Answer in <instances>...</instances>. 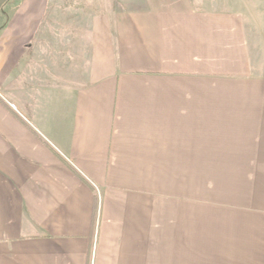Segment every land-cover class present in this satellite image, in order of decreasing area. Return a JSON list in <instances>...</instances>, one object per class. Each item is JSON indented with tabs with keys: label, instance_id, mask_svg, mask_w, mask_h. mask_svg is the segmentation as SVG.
<instances>
[{
	"label": "crops",
	"instance_id": "crops-1",
	"mask_svg": "<svg viewBox=\"0 0 264 264\" xmlns=\"http://www.w3.org/2000/svg\"><path fill=\"white\" fill-rule=\"evenodd\" d=\"M14 1L0 264H264L262 10L110 0L67 35Z\"/></svg>",
	"mask_w": 264,
	"mask_h": 264
},
{
	"label": "rangeland",
	"instance_id": "rangeland-1",
	"mask_svg": "<svg viewBox=\"0 0 264 264\" xmlns=\"http://www.w3.org/2000/svg\"><path fill=\"white\" fill-rule=\"evenodd\" d=\"M47 12L49 15L45 17L43 21V26L47 28H54L59 30H64L65 34L72 35L76 32V29L79 27H84L88 18L92 17L94 14L99 12L104 6L105 3L110 2V0H47ZM200 1L197 0L200 4ZM246 3L255 4L254 7L250 5L249 10L253 11L262 10V20L264 24V0H243ZM7 2V0H5ZM16 2V0L14 1ZM7 11V10H6ZM9 11V10H8ZM85 15V19L83 17ZM47 23V25H46ZM42 26V25H41ZM77 35H75L76 37ZM71 39V37H69Z\"/></svg>",
	"mask_w": 264,
	"mask_h": 264
},
{
	"label": "trees",
	"instance_id": "trees-1",
	"mask_svg": "<svg viewBox=\"0 0 264 264\" xmlns=\"http://www.w3.org/2000/svg\"><path fill=\"white\" fill-rule=\"evenodd\" d=\"M12 0H7L6 4L10 3ZM1 13L3 14V10L1 11Z\"/></svg>",
	"mask_w": 264,
	"mask_h": 264
}]
</instances>
